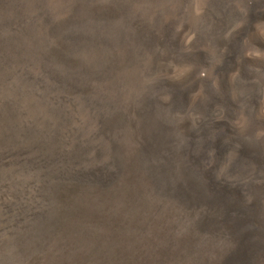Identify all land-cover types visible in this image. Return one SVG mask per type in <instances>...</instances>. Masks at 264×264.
<instances>
[{
    "label": "rangeland",
    "instance_id": "374dc122",
    "mask_svg": "<svg viewBox=\"0 0 264 264\" xmlns=\"http://www.w3.org/2000/svg\"><path fill=\"white\" fill-rule=\"evenodd\" d=\"M46 1L0 0V264H264V176L217 184L210 172L233 147L264 158V0L246 28L217 35L198 21L209 1L189 0L170 37L149 0L131 16L124 0H73L35 34ZM141 61L152 96L122 78ZM197 62L220 68L226 106L256 78L240 103L258 129L221 113L212 87L201 94ZM30 70L63 102L20 80ZM88 108L96 136L71 135ZM194 136L210 153L183 167Z\"/></svg>",
    "mask_w": 264,
    "mask_h": 264
},
{
    "label": "bare ground",
    "instance_id": "6f19581e",
    "mask_svg": "<svg viewBox=\"0 0 264 264\" xmlns=\"http://www.w3.org/2000/svg\"><path fill=\"white\" fill-rule=\"evenodd\" d=\"M43 1V0H42ZM71 1L73 0H48L46 2L47 3V6L48 8H46L44 6L45 3H43L42 5L43 6H40L41 9V14L37 17L36 19L34 20V25H33V28H35L33 30V32L35 31V34H38L39 32L40 33H43L42 31V28L41 26L43 24H45V21L47 22L48 21V18L47 17H52L56 14H59L61 12H63L69 5V3H71ZM125 3L123 4L124 6L123 9L125 11H128L129 12V16L130 15V12H132L134 10V8H136V4L139 2V1H143V0H124ZM152 4L149 5L151 6V11L154 12L155 14H157L158 16H160L161 18H163L161 20V26H160V29L163 33L167 34L168 37H170L169 35H171V33L173 34V31L175 30V24L178 22V20H182L183 18V14H185L184 12L186 11V7H187V3H189L190 1L189 0H149ZM209 1V5L205 6L204 7V10L203 12L201 13V15H199V19L198 21H203L204 20H208V23L206 22H203L205 24H207V28L208 30L210 31L209 33L212 34H221V33H225V32H229V30L231 29V27L234 25H236V23L238 24L237 27L238 29L241 28V27H245L246 24V20L247 18H249L250 14L252 11H254L255 9H257L261 2H263V0H207ZM45 2V1H44ZM147 2V1H145ZM195 2V1H194ZM213 4H211V3ZM35 3V2H33ZM40 3H41V0H40ZM141 3V2H140ZM144 3V2H142ZM214 3L216 5H214ZM139 4V3H138ZM207 4V3H205ZM122 5V4H121ZM134 5V6H133ZM142 5V4H141ZM34 8H37L38 6H36V3L33 4ZM189 6V5H188ZM195 6V5H194ZM139 7V5H138ZM145 7V6H144ZM164 7V8H163ZM216 7V8H215ZM140 8V7H139ZM147 8V7H146ZM153 9V10H152ZM214 9H217V11H215L216 13L213 14V10ZM124 10H122L124 12ZM132 10V11H131ZM139 10V9H138ZM141 10V9H140ZM127 12V14H128ZM136 12V11H135ZM190 12V11H189ZM199 12V11H198ZM23 17V16H22ZM159 17V18H160ZM205 17V18H204ZM29 18V17H28ZM53 18V17H52ZM157 18V17H156ZM26 19V18H25ZM30 19V18H29ZM47 19V20H46ZM31 20V19H30ZM32 21V20H31ZM196 21V18L195 20ZM10 22H12V24L14 26H17V27H21L22 26V23L20 20L18 19H10ZM24 22V21H23ZM26 22H28V20H26ZM247 22H249L247 20ZM31 23V22H30ZM196 23V22H195ZM158 24V23H157ZM193 25V24H192ZM32 26V25H31ZM30 26V27H31ZM194 26V25H193ZM241 26V27H240ZM29 27V28H30ZM178 27V25H177ZM195 27H193V30H194ZM197 28V27H196ZM246 28V27H245ZM177 29V28H176ZM196 30V29H195ZM243 31V29H242ZM241 31V32H242ZM197 32H199L197 30ZM206 32V31H205ZM234 32V31H233ZM200 33V32H199ZM198 33V34H199ZM232 33V32H231ZM233 34H236V33H233ZM202 35V34H201ZM208 35V34H207ZM227 35V34H226ZM231 35V34H230ZM166 36V37H167ZM204 38H205V42L206 44L209 46L210 44H208L210 41L212 42V39H209L208 37H206L205 35H203ZM199 37V36H198ZM233 37H237V35L233 36ZM239 39V38H238ZM170 40V39H169ZM215 40V39H214ZM237 40V39H236ZM240 40V39H239ZM234 41V39H233ZM242 41V40H241ZM235 41V45H237ZM245 43V42H244ZM167 44V43H166ZM168 45V44H167ZM142 46V45H141ZM203 46V45H202ZM212 46V45H211ZM246 46V44H245ZM210 47V46H209ZM208 47V48H209ZM168 48V47H167ZM173 48V47H172ZM227 49V48H226ZM234 49V48H232ZM236 51L238 50L239 52V48H235ZM245 49L246 51L249 50L250 48L248 47H245L243 48ZM244 50V51H245ZM207 51V50H206ZM242 51V50H240ZM237 52V53H238ZM228 53H231V50H229ZM236 53V52H235ZM236 53V54H237ZM144 54V53H143ZM142 54V55H143ZM208 54H211V51L208 49ZM182 56V55H181ZM205 56V55H204ZM138 57V56H137ZM150 57V55H149ZM180 57V56H179ZM222 57V56H221ZM139 58V57H138ZM204 58V57H203ZM217 59V58H216ZM223 59V58H221ZM221 59L218 58L217 59V63L216 61L214 63L216 64H221ZM215 60V58H214ZM144 61V60H143ZM141 61L140 63H138L137 67L134 68V70L128 75V76H124L122 77L123 79L125 80H128L130 81L131 84H133L134 86L138 87V88H146V92H147V95L148 96H152L153 93H155L157 91V86L156 84L153 85H149L148 87H146L147 83H148V78L150 77V71H149V68L147 66V63L146 62H143ZM212 62V63H213ZM245 62V61H244ZM150 63V61H149ZM189 63V62H188ZM198 63V62H197ZM194 64L193 63V69L196 71L197 69H200V68H203L204 71L206 72V77L202 80V84H201V87H200V91H201V94H204L205 91H207V88L209 87H212L213 88V91H209L211 92V94L213 93H217L216 95L220 98H217L216 100H214L213 98V101L215 102V104L217 105L216 108H218L221 113H224L226 112L227 114L229 112H232V114H234L236 116L237 119H240V125L241 127L243 128V131H244V128L245 129H248L249 131L248 132H252V131H255V129H258L257 126H251V125H254V121L252 123L251 119H250V116L248 117L247 114L245 113L246 112V107H244L245 104H241L240 102L242 100H244V98L251 93V91L254 89V81L256 80V78L254 77L252 80V82L250 84H247V87H244V90L243 88L241 89V91H239V85L238 84H229L230 87L233 86V88H236V91H234V93H238V100L241 99V101H239L238 103V106H231L229 104H227V106L225 105V102L224 101V98H223V94L221 93V91L217 92L215 91L216 89L215 88H218V84H219V81L221 79V75L218 76V74H221V70L220 68H218L220 71V73L217 71L218 69L216 68V64L214 65H206V64H203L202 63H198V64ZM191 64V63H190ZM150 67V66H149ZM227 67V66H226ZM17 68V67H16ZM263 68V67H262ZM103 69V68H102ZM217 69V70H216ZM225 71V70H224ZM7 74V73H6ZM248 74V73H247ZM259 74V72H258ZM262 74V72H260V75ZM38 75V76H37ZM152 75V74H151ZM253 75V74H252ZM258 75V76H260ZM254 76V75H253ZM262 76V75H261ZM240 77V76H239ZM261 78V77H260ZM39 81V73L36 71H27V72H23L22 75H20V80H33V81ZM249 79V78H248ZM251 79V78H250ZM249 79V80H250ZM109 80V79H108ZM248 80V81H249ZM238 81V79H237ZM240 81V80H239ZM246 81V80H245ZM247 81V82H248ZM22 82V81H21ZM32 82V81H31ZM41 81H39L38 83H36V87L40 86ZM105 82V81H104ZM221 82V81H220ZM224 82V81H223ZM241 82V81H240ZM24 83V82H23ZM42 83H45L42 81ZM244 83V82H242ZM105 84V83H104ZM149 84V83H148ZM159 84V83H158ZM103 85V83H102ZM108 85V84H107ZM227 85V86H228ZM238 85V86H237ZM245 85V84H244ZM22 86V85H21ZM41 86H43L42 88H44L45 91L51 93L52 97H54L55 99L59 100V102H61L63 100V96L62 94H60L59 92L53 90V86H51L50 84L48 83H45V84H42ZM160 86V84H159ZM158 86V87H159ZM256 86V85H255ZM104 87V86H102ZM258 87V86H257ZM255 87V88H257ZM24 88H29V86H24ZM32 88V87H31ZM41 88V89H42ZM208 88V89H209ZM232 88V87H231ZM230 88V89H231ZM36 89V88H34ZM97 89V87H96ZM101 89V88H99ZM98 89V90H99ZM112 89V88H110ZM259 89V88H258ZM103 90V89H102ZM139 90V89H138ZM221 90V89H220ZM232 90V89H231ZM243 90V91H242ZM43 91V90H42ZM101 91V90H100ZM256 91V90H255ZM254 91V92H255ZM259 91V90H258ZM103 92V91H101ZM145 92V91H144ZM253 92V93H254ZM257 92V91H256ZM46 93V92H45ZM158 93V92H157ZM102 94V93H101ZM107 94V93H106ZM165 94H168L165 92ZM43 95V94H42ZM41 95V96H42ZM254 95V94H253ZM253 95H251L250 97H253ZM48 96V95H47ZM98 96V94L96 95ZM94 96V97H96ZM103 96V95H102ZM236 96V95H235ZM101 97V96H99ZM98 97V98H99ZM105 97V96H104ZM110 97V96H109ZM112 97V96H111ZM216 97V96H215ZM255 97V95H254ZM146 98V97H145ZM228 98V97H227ZM233 98V97H232ZM236 98V99H237ZM256 98V97H255ZM101 99V98H100ZM147 99V98H146ZM151 99V98H149ZM234 99V98H233ZM34 100V99H33ZM39 100V99H38ZM94 100V99H93ZM99 100V99H98ZM211 100V99H210ZM248 100V99H247ZM96 101V100H95ZM235 101V100H234ZM233 101V102H234ZM246 101V100H245ZM257 101V100H256ZM32 102V101H31ZM63 102V101H62ZM148 102V101H147ZM232 103V101H229ZM247 102V101H246ZM37 103V102H36ZM42 103V102H40ZM77 103V105L75 104V106H84V103L82 104L81 102H75ZM90 103H92V101H90ZM145 103V102H144ZM149 103V102H148ZM182 103V101H181ZM211 103V102H210ZM31 104V103H30ZM34 104V103H32ZM62 104V103H61ZM94 104V103H92ZM95 104H99V103H95ZM94 104V105H95ZM146 104V103H145ZM197 104V103H196ZM234 104V103H233ZM232 104V105H233ZM242 105L243 106V109H238L237 108L239 107V105ZM248 104V102L246 103ZM86 105V103H85ZM236 105V104H235ZM250 106V103L248 104ZM247 105V106H248ZM33 106V105H31ZM36 106H39V105H36ZM63 106V104H62ZM89 106V105H88ZM93 106V105H92ZM97 106V105H96ZM91 107V106H89ZM171 107V106H170ZM179 107V106H178ZM181 107V106H180ZM241 107V106H240ZM113 108V107H112ZM174 108V107H173ZM182 108V107H181ZM206 108V107H205ZM249 108V107H248ZM169 109V108H168ZM176 108H174L175 110ZM179 109V108H178ZM177 109V110H178ZM248 110V109H247ZM70 111V110H69ZM95 111V110H94ZM171 111V109H170ZM173 111V110H172ZM34 113V112H33ZM80 113V117H81V125H80V129L81 130H76V131H73V129L70 130V133L71 135H76V136H80V137H86V138H90V139H93L96 134H97V130L95 129V125L94 123H96V119H95V122L93 123V118H94V112H93V109L92 111L89 110V108L87 110H84L82 112H79ZM208 113V112H207ZM36 114V113H34ZM32 115V113H31ZM36 116V115H35ZM96 116V115H95ZM229 116V115H228ZM232 116V115H231ZM239 116V117H238ZM259 124V123H258ZM257 124V125H258ZM206 125V124H205ZM210 125V124H209ZM212 126V125H211ZM216 126V125H215ZM207 127V126H206ZM205 127V128H206ZM260 127V126H259ZM167 128V127H166ZM215 128V127H214ZM213 128V129H214ZM261 128V127H260ZM203 130V129H202ZM208 130V129H206ZM219 130V129H217ZM199 132V131H198ZM216 132V131H215ZM247 132V133H248ZM235 133V132H234ZM199 134V133H196V135ZM206 134H208L206 132ZM214 134V133H213ZM241 134V133H240ZM201 135V134H200ZM260 136L262 134H259ZM202 136V135H201ZM222 136V135H221ZM236 136V135H235ZM250 136V135H249ZM203 137V136H202ZM185 138V137H184ZM254 138V137H253ZM213 139V138H212ZM255 139H256V136H255ZM189 140L194 144L193 147H190L188 146L191 150H190V155L191 157H189L188 159V152H185L184 154L180 155L181 156V159H182V165L183 167H186V166H189V167H198V166H204V159L206 157L205 154L207 153H210L208 152V149L206 150V148H203L201 147L200 145V142L201 140L199 141V145L195 144V141H197V138L196 136L194 137H191L189 138ZM187 141V140H186ZM203 141V140H202ZM211 141V140H210ZM213 141V140H212ZM198 142V141H197ZM213 143V142H212ZM215 143V142H214ZM260 144V143H259ZM186 145V143H185ZM188 145V144H187ZM190 145V144H189ZM95 145H93L94 147ZM203 146V145H202ZM217 146V145H216ZM229 146V145H228ZM187 147V146H186ZM206 147V146H205ZM212 147V146H211ZM218 147V146H217ZM95 148V147H94ZM210 148V147H209ZM229 149V148H228ZM187 150V149H186ZM221 150V149H220ZM223 151H226V150H223L222 149V152ZM240 152V151H239ZM238 152V150L233 147V148H230L228 151H226L225 153H222L223 155H226L225 159L223 162L221 163H217L216 165L217 166H214L210 172L211 174H213V181L214 183H219L220 181H229L230 179H234L235 181L238 182H244L246 179H250V178H258L259 177V173L261 174V176H264V158H258V156L256 154H249L247 156H243L241 155L240 153ZM257 152V151H256ZM262 154L264 155V149L261 150ZM253 153V152H252ZM255 153V151H254ZM105 154V153H104ZM103 154V155H104ZM216 154V153H215ZM248 154V153H247ZM258 154V153H257ZM209 155V154H208ZM207 155V156H208ZM213 155V154H212ZM108 156V155H107ZM211 156V155H210ZM215 156V155H214ZM207 158V157H206ZM210 160V158H209ZM193 161V162H191ZM207 161V160H206ZM217 161V160H216ZM222 161V160H221ZM208 162V161H207ZM211 162V161H210ZM190 163L192 165H190ZM216 163V162H214ZM213 163V164H214ZM212 162L209 164L211 165ZM197 165V166H196ZM208 165V164H207ZM199 169V168H198ZM203 169V168H202ZM201 169V170H202ZM199 170V171H201ZM204 170V169H203ZM199 173V172H197ZM74 174V173H73ZM77 175V174H76ZM210 175V174H209ZM208 175V176H209ZM202 176V175H201ZM196 179V177H193ZM211 178V177H209ZM212 179V178H211ZM261 179V178H260ZM193 180V179H192ZM207 180V179H206ZM221 182V183H223ZM231 182V180H230ZM234 182V181H233ZM236 183V182H235ZM241 184V183H240ZM243 184V183H242ZM251 184V183H250ZM210 185V184H209ZM239 185V184H238ZM249 185V184H248ZM247 185V186H248ZM231 187V186H229ZM226 188V187H225ZM254 188V187H253ZM252 188V189H253ZM248 189V188H247ZM216 190V189H215ZM246 190V189H245ZM214 191V190H213ZM223 191V190H222ZM250 191V189H249ZM241 193V192H240ZM224 194V193H223ZM222 196V195H221ZM263 196V195H262ZM245 197V196H244ZM221 198V197H220ZM246 199V198H245ZM260 200V199H259ZM247 202H248V199H247ZM247 206V205H246ZM239 209V208H238ZM239 211V210H238ZM244 217V216H243Z\"/></svg>",
    "mask_w": 264,
    "mask_h": 264
}]
</instances>
